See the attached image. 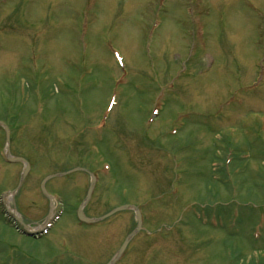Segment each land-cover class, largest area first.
<instances>
[{"label":"rangeland","instance_id":"rangeland-1","mask_svg":"<svg viewBox=\"0 0 264 264\" xmlns=\"http://www.w3.org/2000/svg\"><path fill=\"white\" fill-rule=\"evenodd\" d=\"M0 120V264H264V0H0Z\"/></svg>","mask_w":264,"mask_h":264},{"label":"water","instance_id":"water-1","mask_svg":"<svg viewBox=\"0 0 264 264\" xmlns=\"http://www.w3.org/2000/svg\"><path fill=\"white\" fill-rule=\"evenodd\" d=\"M0 125L4 127L5 129V133H6V144L8 145V140H9V134H8V129L6 126L3 125L2 122H0ZM6 145V147H7ZM5 156L7 157V159L9 161H21L23 164H24V168L20 174V179H19V183L22 182L23 178L25 177L26 173L28 172L29 170V165L28 163L22 158V157H12L10 154H9V151H8V148L6 149V152H5ZM74 170H78V168L74 169ZM63 173H57V174H51V175H48L46 176L41 184H40V188H41V191L46 195L47 198H50V196L46 193L45 191V188H44V183L45 181L50 178V177H54V176H59V175H62ZM93 183H94V177L92 176V180L90 181V185L88 187V190H87V194H86V197L85 199L82 201V203L79 205L78 209H77V218L83 222H92V221H96L100 218H97V219H94V218H89V217H86L83 215L82 213V208L83 206L85 205V203L87 202L89 196H90V193H91V190H92V187H93ZM12 193L15 192L14 191H11ZM130 208H133L135 210V213H136V221H137V226L136 228L130 232L127 237L124 239L121 247L118 249V251L114 254V256L106 263V264H112L121 254L122 250L125 248V246L127 245L128 241L133 237V235L139 230L140 228V224H141V218H140V213L139 211L134 208L133 206H129V205H126V206H121V207H116L114 209H112L111 211H109L106 215H104L103 217H106V216H109L111 214H113L114 212L116 211H119V210H123V209H130ZM101 217V218H103ZM25 227H27V225H25ZM27 234L29 235H33L32 232L30 231H27L26 232Z\"/></svg>","mask_w":264,"mask_h":264},{"label":"flooded vegetation","instance_id":"flooded-vegetation-1","mask_svg":"<svg viewBox=\"0 0 264 264\" xmlns=\"http://www.w3.org/2000/svg\"><path fill=\"white\" fill-rule=\"evenodd\" d=\"M9 214L8 215L10 216V219H12V221H13L12 224H14L16 230H18L21 234L24 235V233H23L24 229L32 231V228H31V226L28 223H24L23 220H18L17 217L14 216L12 212H10ZM25 225H27V227H25Z\"/></svg>","mask_w":264,"mask_h":264},{"label":"bare ground","instance_id":"bare-ground-1","mask_svg":"<svg viewBox=\"0 0 264 264\" xmlns=\"http://www.w3.org/2000/svg\"><path fill=\"white\" fill-rule=\"evenodd\" d=\"M10 197H11V194H8L6 197H5V201L6 203L10 200ZM10 209V207H9ZM13 213H14V210L13 209H10Z\"/></svg>","mask_w":264,"mask_h":264}]
</instances>
